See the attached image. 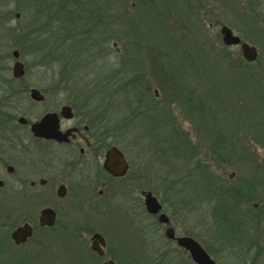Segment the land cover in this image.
<instances>
[{
  "label": "rangeland",
  "instance_id": "374dc122",
  "mask_svg": "<svg viewBox=\"0 0 264 264\" xmlns=\"http://www.w3.org/2000/svg\"><path fill=\"white\" fill-rule=\"evenodd\" d=\"M14 1L9 7L14 12L9 25L20 28L24 35L16 41L18 46L12 53L20 52L25 75L14 78L13 56L0 61V105L15 106L16 101L21 111L18 118H34L43 107L30 98L33 88L45 96L59 94L63 100L73 92L103 100L97 105H104L105 118L119 127L120 140L126 143L127 151L150 175L148 181L139 183L137 197L142 190L152 191L165 203L168 213L172 204L180 209L183 206L185 223L180 225L179 233L193 232L218 264H264L262 222V228L257 230L262 235L260 254L257 248L249 251L247 245L255 236L253 216L260 221L264 219V121L246 106L241 86L232 90L234 95H231L230 84L225 81L229 73L220 61L213 59L221 51L242 56L240 47L223 43L221 28L227 26L257 48L258 59L254 63L261 62L255 66L264 68V19L258 15L253 17L249 9L254 5L260 11L264 0H231L230 8L221 0H67L66 10L70 12L66 13L67 17L54 7L47 12L43 7L44 12L35 17L33 10L32 15L27 13L30 6L24 9L32 0ZM73 2H81V6L74 9ZM83 3L87 6L86 12ZM33 8L36 11L38 7ZM87 12L95 24L84 23L83 14ZM249 27L257 29L261 36L248 34L250 39L245 40ZM6 52L0 49V55ZM13 79L17 94L6 99L8 83ZM22 88L27 90L26 94L20 92ZM211 88L219 96H211ZM257 88L254 86L252 91ZM181 90L188 97L193 90L194 102L200 96L199 100L207 107V116L203 114L197 119L196 114L201 112L196 110L193 114L189 110L184 95L179 93ZM149 107L155 124L147 115ZM174 124L181 127L177 131L181 141H192L188 142L190 154L195 152L192 162L185 160L183 147L171 141L175 138ZM153 125L161 126L153 128ZM10 132L8 128L5 136ZM199 143L204 144L202 158ZM173 147H177L178 154L168 152ZM228 147L234 151L232 154H228ZM215 151L232 157L230 164L229 161H224V165L217 163L219 157ZM249 164L257 166L253 168ZM171 165L175 167L170 169ZM189 171H193V177ZM167 172H171V178ZM203 175H221L231 186L242 181L252 182L251 208L254 210L239 208L237 215L230 217L233 223L219 230L212 212L213 200L200 186ZM176 182H179L177 187L172 184ZM124 190L119 189L110 218L100 223L111 243L118 246L117 263L191 264L186 255L166 262L164 256L171 246L163 239H166L165 231L154 220L150 228L145 225L148 221L143 218L144 208L135 209V213L130 211ZM44 199L37 206L28 207L29 201L13 195L6 198L0 193V239L3 241L7 234L10 244L8 251L0 246V260L22 259L21 264H103L91 258L89 252L58 259L54 251H63L64 245L54 244L47 237L42 238L43 243L36 238L20 247L13 243V230L26 221L38 223L40 203L47 205ZM237 217L243 220L241 228L235 222L239 220ZM241 230L246 232L241 243L225 242L224 237Z\"/></svg>",
  "mask_w": 264,
  "mask_h": 264
},
{
  "label": "flooded vegetation",
  "instance_id": "af4514ba",
  "mask_svg": "<svg viewBox=\"0 0 264 264\" xmlns=\"http://www.w3.org/2000/svg\"><path fill=\"white\" fill-rule=\"evenodd\" d=\"M43 96L42 101L33 100L43 107L40 113L34 118L25 117L26 124L17 121L16 128L10 130L12 134L4 136L0 142L1 195L6 198L13 195L27 200L28 207L37 206L43 198L46 201L44 203H47H40L42 207L38 223L25 222L34 229L33 237L26 243L34 238L43 243L42 238L47 237L54 244L63 243V251H54V256L60 257L58 259H70L78 257L79 253L89 252L91 258L103 261V264H120L117 263L120 260L118 246L111 243L100 223L110 218L113 203L119 196L118 191L123 187L127 191L124 193L127 194L129 210L135 213V209L144 208L143 218L148 221L145 225L148 224L150 228L152 221H156L155 224L165 231L166 239H163L166 244L173 251L182 253L176 255L177 253L171 252L167 257L178 259L186 255L191 258L189 252L178 245L179 238L195 239L193 232L179 233L180 225L185 223L183 206L180 209L172 204L171 212L168 213L165 203L152 191L142 190L137 197L139 183L148 181L150 175L143 171L144 165L137 162L127 151L126 143L120 140L119 127L105 118L104 105H97L103 100L95 99L96 96L93 95L74 92L65 100L60 99L62 96L59 94ZM47 115L54 116L52 122L53 127L56 126V137H38L32 132V125ZM177 129L179 131L181 127ZM188 142H192L191 139ZM182 143L183 141L179 142L177 146L183 147ZM113 149L121 151L126 160L124 176H115L106 168L108 154ZM174 167L171 165L170 169ZM193 171L188 172L189 176L193 177ZM166 174L168 178L172 177L171 172ZM144 192L153 193L161 203L162 210L158 214L147 211ZM46 208L54 211L53 226L40 225L41 211ZM161 214L167 215L169 222L161 223Z\"/></svg>",
  "mask_w": 264,
  "mask_h": 264
},
{
  "label": "trees",
  "instance_id": "16d2710c",
  "mask_svg": "<svg viewBox=\"0 0 264 264\" xmlns=\"http://www.w3.org/2000/svg\"><path fill=\"white\" fill-rule=\"evenodd\" d=\"M221 1L227 8L231 7L230 5L231 0H221ZM14 2H15L14 0H0V49L4 48L7 51L5 55L4 54L0 55V61H2L4 58H8L9 60L12 59V56H13L12 49L18 46V43H16V41L20 40V38H22V36L24 35L23 30H21L20 28L10 26L12 17H14V12L10 11L9 7ZM66 4H67V0H32V2L29 5L24 6V9L30 6L29 9H27V13L29 15H32V10H33L35 14L33 16L38 17L37 14L39 15L40 13L44 12L43 7L45 8V12H47L50 8L52 9L54 7V8H58V10H62L61 12H63V14H65V16L67 17V15L70 12L66 10V8H68V5L66 6ZM73 4H74V9L81 6V2H73ZM235 5H237V3ZM34 6L36 8L38 7L36 11L33 8ZM82 7L84 9L87 8V6H85L84 3L82 4ZM243 9L249 12L246 6H243ZM249 9L251 10V13L254 15L253 17H256L258 15L260 16V19H264V4H263V8H261L260 11L258 10L259 8L258 7L256 8L254 5H252ZM86 11L87 10L85 9V12ZM83 17L86 18V21H84L80 15V18H82V21H84L85 24H90L92 22L93 24H95L96 22L93 20L94 18L90 17L89 12L84 13ZM248 34H252L251 36H254L255 34H258V36H261L260 32L253 27H249L248 33L244 35V39L247 41L250 39L248 38ZM213 59L215 61L216 60L220 61L225 67V70L229 73L230 77L228 79H226L225 77L226 79L225 81L229 82L230 84L229 87H231L230 89L231 95L232 94L234 95V93H232V90H235L237 86L238 87L241 86L243 96H244L243 98L245 100L246 106L249 105L248 107L251 109V111L254 114L258 115V117L262 121H264V68L260 66L259 67L255 66L256 64L260 65L261 60L256 62V64L249 63L246 60H244V58H242L241 55L238 54V55L233 56L231 55V53H228V51H225V52L221 51V52L214 54ZM224 73L225 72H223L222 75L226 76V73L225 75ZM13 84H16L14 82V79L11 80L10 83H8V85H10V88L7 89L9 90V94L7 95L6 99H12L13 96L17 94V91L13 89ZM254 86H258V88L252 91V88ZM259 89H261L260 92H258ZM19 90L21 93L26 94V91H27L26 89L22 88ZM179 93L184 95L185 101H187V103L189 104V110H191L193 114L194 113L196 114L197 112L196 110L201 112L200 114L199 113L196 114V116L198 117L197 119H201L203 114L204 116H207V114H205L207 111V107H204L202 102L199 100L200 96L196 97L197 99L195 102L193 101V98L196 95L193 90L189 92L190 97L186 96L182 90L179 91ZM211 96H219L218 91L214 88H211ZM249 96L251 98L247 100ZM6 99H5L6 102L11 101V100H6ZM15 106H16V101H15ZM15 106H11V103L7 105H2V104L0 105V142L3 141V138L6 135L8 128L10 130H13L14 127L17 126V118L21 111L19 107L17 106L15 107ZM255 110H257L258 112ZM141 114L143 115V113ZM147 115L150 116L152 123L155 124L153 121V113L150 107L147 110ZM259 124H262V123H259ZM175 126L176 127L173 128L174 130H172V134L175 135V138L171 139V141L177 142L178 144L181 141V139L179 138L180 136L177 134L178 133L177 125ZM155 127L156 126L153 125V128ZM208 128L205 130L206 134L210 133ZM208 136L210 138V135ZM183 141L184 142L182 144H183V152L186 158L185 160L187 162H192V160L195 159V152L193 154H190L191 151L188 148V145H189L188 141H186L185 139ZM173 145L175 146L176 144H173ZM203 145H204L203 143H199L198 149H200V155H199L200 158H202V155H203L202 153L204 151ZM229 148L231 147L227 148V152L228 154L229 153L232 154L234 151L232 150V148L231 149ZM172 149H174V151ZM172 149L170 148L168 152L169 153L178 152L177 147H173ZM206 149L207 150L205 151V153L207 152L208 154V148ZM215 152L216 154H218V157H219L217 159V163L220 162L221 164L224 165V161H229V164H230L232 157H227L226 154H222L221 151L220 152L215 151ZM249 165L252 166L253 168H255L254 166H257L256 164H254V166L252 164H249ZM205 175H208V172H206ZM205 175H203L202 177L203 180H200V186L204 190L205 192L204 194L209 196L210 199L213 200L211 201L213 203L212 212H213V216L215 218V221H216V224L219 230H221L223 225L227 226L233 223V221L231 220L232 218L230 217L231 215L233 216L237 215L239 208L244 207L247 211L248 209L254 210L253 207L251 208V203L253 201L251 192L254 188V185H251L252 182L249 184H246V181L244 182L242 181L240 182V184H235L231 186L226 182V180L221 175H214L213 177L205 176ZM202 182H204L205 184L204 186L202 185ZM172 184L173 185L176 184L175 187H177L179 182L172 183ZM248 212H247V215H251ZM253 217L255 218V220L253 219V224L255 225L254 227L255 236L251 238V240L249 241V244L247 245H248L249 251H253L254 249L257 248V254L259 255L260 254L259 251L262 248V245L260 243L262 235L257 230L261 229L262 226L264 225V219L260 221L259 217H257L256 215ZM237 219L239 218L237 217ZM235 222L238 226H240V228L244 226L243 220L241 219L236 220ZM261 222L263 223V225L261 224ZM245 233L246 232L241 230L239 231L238 234L233 233L229 235L228 237H224L226 238L225 242H233L232 245H237L241 243V237H243ZM1 239H0V242H1L0 246L2 247L3 250L8 251V249L10 248L9 235L6 234L3 238L4 239L3 241ZM22 245H25V244H22ZM171 252L177 253L176 255H181L180 252L173 251L170 248L168 253H171ZM164 257H165L166 262H168L169 258L167 257V255H165ZM187 261L191 264H195L189 256H187ZM22 262H23L22 259L17 260L15 258L13 259L11 258L9 262L7 260L6 261L3 260V258H1L0 260V264H9V263L10 264H17V263L21 264Z\"/></svg>",
  "mask_w": 264,
  "mask_h": 264
},
{
  "label": "water",
  "instance_id": "95a60500",
  "mask_svg": "<svg viewBox=\"0 0 264 264\" xmlns=\"http://www.w3.org/2000/svg\"><path fill=\"white\" fill-rule=\"evenodd\" d=\"M19 15H17V18ZM221 35L223 43L226 46L240 47L243 58L249 62L254 63L258 59V50L256 47L242 40L241 37L235 35L233 30L227 26L221 28ZM13 57L15 63L13 66V76L16 79H21L25 75L24 64L20 60L21 54L18 50L13 51ZM30 98L34 101H42L44 99L43 94L38 89L30 90ZM53 115L45 116L40 122L32 125V132L38 137L53 138L56 137V126L53 127ZM20 124H26L27 119L23 116L18 118ZM106 168L113 175L121 177L126 174V160L121 151L113 149L109 154L106 161ZM146 209L151 214H158L162 210V205L158 199L151 192H144ZM159 221L161 223L169 222V218L165 214H161ZM55 223L54 211L46 208L41 211L40 225L53 226ZM34 229L29 223L17 227L11 233V239L17 246L26 243L33 237ZM170 238L173 235L167 232ZM178 245L187 250L195 264H217V262L211 257V255L203 248V246L193 238L183 237L178 239ZM96 250V248H93ZM104 264H115L113 262H106Z\"/></svg>",
  "mask_w": 264,
  "mask_h": 264
}]
</instances>
